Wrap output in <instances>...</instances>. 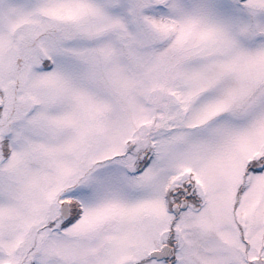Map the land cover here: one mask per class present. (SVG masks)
<instances>
[{
    "label": "snow or ice",
    "instance_id": "6c2138e0",
    "mask_svg": "<svg viewBox=\"0 0 264 264\" xmlns=\"http://www.w3.org/2000/svg\"><path fill=\"white\" fill-rule=\"evenodd\" d=\"M0 264H264V0H0Z\"/></svg>",
    "mask_w": 264,
    "mask_h": 264
}]
</instances>
